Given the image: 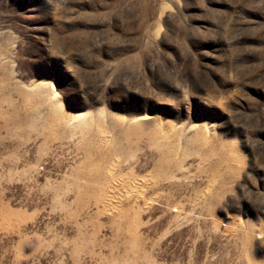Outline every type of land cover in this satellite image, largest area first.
Wrapping results in <instances>:
<instances>
[{"label":"rangeland","instance_id":"rangeland-1","mask_svg":"<svg viewBox=\"0 0 264 264\" xmlns=\"http://www.w3.org/2000/svg\"><path fill=\"white\" fill-rule=\"evenodd\" d=\"M0 264H264V0H0Z\"/></svg>","mask_w":264,"mask_h":264}]
</instances>
